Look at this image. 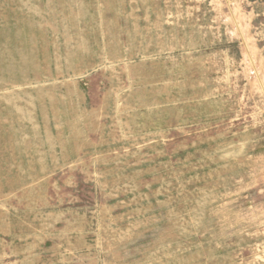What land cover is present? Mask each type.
<instances>
[{
	"label": "rangeland",
	"instance_id": "374dc122",
	"mask_svg": "<svg viewBox=\"0 0 264 264\" xmlns=\"http://www.w3.org/2000/svg\"><path fill=\"white\" fill-rule=\"evenodd\" d=\"M0 264H264V0H0Z\"/></svg>",
	"mask_w": 264,
	"mask_h": 264
}]
</instances>
